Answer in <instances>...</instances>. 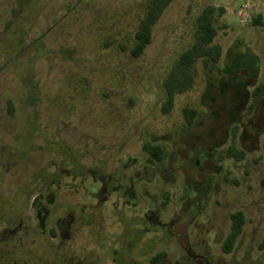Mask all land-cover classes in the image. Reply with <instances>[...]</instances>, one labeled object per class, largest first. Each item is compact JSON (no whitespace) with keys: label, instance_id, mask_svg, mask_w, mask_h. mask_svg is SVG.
<instances>
[{"label":"rangeland","instance_id":"374dc122","mask_svg":"<svg viewBox=\"0 0 264 264\" xmlns=\"http://www.w3.org/2000/svg\"><path fill=\"white\" fill-rule=\"evenodd\" d=\"M147 1L0 0V264H264V96L236 115L243 160L221 154L229 108L264 82V0H173L132 57ZM207 5L224 9L220 59L164 114Z\"/></svg>","mask_w":264,"mask_h":264},{"label":"trees","instance_id":"16d2710c","mask_svg":"<svg viewBox=\"0 0 264 264\" xmlns=\"http://www.w3.org/2000/svg\"><path fill=\"white\" fill-rule=\"evenodd\" d=\"M173 0H148L143 16L138 21L134 34L132 46L128 50L132 57H139L152 39V30L166 8ZM224 14L223 8H216L211 5L205 6L194 20L193 34L191 44L181 52L170 66L166 73L162 87L164 90L165 100L161 107V112L167 114L174 105V99L177 95L188 92L196 78V65L200 60L215 64L221 56V46L215 42L217 28L215 26L217 18ZM264 95V83L259 84L252 92V104L257 102ZM8 115L13 114V105L11 101L6 104ZM144 153L156 163H161L165 158V153L159 146L144 144L142 147ZM226 158L236 161L243 159L244 153L229 147L224 151ZM35 198L32 204H35ZM164 204V202L162 203ZM41 209H37L40 214ZM42 211V210H41ZM230 229L221 243L223 253H230L234 248L237 238L242 232L245 224V216L242 212H233L229 216ZM264 248V240L260 244ZM164 253L154 255L150 262L157 263Z\"/></svg>","mask_w":264,"mask_h":264},{"label":"flooded vegetation","instance_id":"af4514ba","mask_svg":"<svg viewBox=\"0 0 264 264\" xmlns=\"http://www.w3.org/2000/svg\"><path fill=\"white\" fill-rule=\"evenodd\" d=\"M261 83H264V82H260L259 84H261ZM259 84H257L253 89H252V92H253V90L259 85ZM245 94H244V96L242 97L243 98V100H242V102H241V107L238 105V106H235V107H230L229 108V113L231 114V116H230V135H229V141H230V143H229V145L221 152V154L224 156V151L227 149V148H229L230 146L231 147H234L236 150H238L237 148H236V145H235V140H236V138H237V135H238V125L236 124V125H234V122L236 121V115L238 114V112L240 111V110H244L245 109V107H246V102H247V100H249L250 101V103H249V107H248V109H247V111H246V113L249 115V114H251L252 113V111H253V108H254V106L259 102V100L261 99V98H263V96L257 101V102H255L254 104H252V92H251V94H250V96L248 95V97L247 96H245L246 94H248V93H246L245 91H244V89L242 90ZM247 97V98H246ZM228 111V110H227ZM235 111V112H234ZM151 146H153V145H151ZM154 146H156V145H154ZM143 147V146H142ZM142 151H143V149H142ZM238 151H240V150H238ZM144 152V151H143ZM243 152V151H242ZM244 153V152H243ZM146 154V153H145ZM244 155H245V153H244ZM225 157V156H224ZM226 158V157H225ZM243 158H244V156H243ZM227 159H231V158H227ZM152 160V159H151ZM231 160H234V159H231ZM243 160V159H242ZM153 161V160H152ZM234 161H236V160H234ZM241 161V160H240ZM154 162V161H153ZM236 162H239V161H236ZM156 163V162H155ZM164 195H166V194H164ZM163 195V196H164ZM164 197H167V196H164ZM167 199H165L163 202H164V204H161L162 205V208H164L165 206H166V204H167V201H166ZM162 202V203H163ZM235 212H237V211H235ZM233 213V212H232ZM231 214V213H230ZM230 214H229V216H230ZM229 224H230V219H229ZM229 229H230V225H229ZM226 237V236H225ZM223 242V241H222Z\"/></svg>","mask_w":264,"mask_h":264}]
</instances>
